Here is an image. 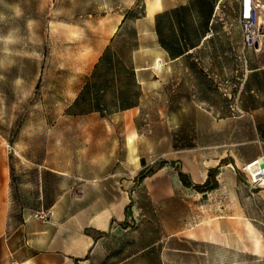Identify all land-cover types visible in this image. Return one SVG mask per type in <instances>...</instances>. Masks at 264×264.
<instances>
[{"label":"rangeland","instance_id":"1","mask_svg":"<svg viewBox=\"0 0 264 264\" xmlns=\"http://www.w3.org/2000/svg\"><path fill=\"white\" fill-rule=\"evenodd\" d=\"M149 1L0 0V153L12 213L93 180L110 192L138 185L107 261L148 247L136 264H264V180L244 169L264 156V39L242 47L236 0L168 9L178 0H160L158 12ZM164 11L163 41L178 34L195 45L181 56L155 30ZM258 16L262 36L261 5ZM121 95L133 104L117 109ZM222 156L232 165L217 170V189L185 188L178 169L200 172ZM161 161L164 175L136 183ZM148 184L170 185L171 195L152 201Z\"/></svg>","mask_w":264,"mask_h":264},{"label":"crops","instance_id":"2","mask_svg":"<svg viewBox=\"0 0 264 264\" xmlns=\"http://www.w3.org/2000/svg\"><path fill=\"white\" fill-rule=\"evenodd\" d=\"M187 1L178 0L165 6V9L184 5ZM236 5L238 13L239 0H236ZM162 9L161 3L155 11ZM128 162L133 169L139 167L137 159ZM204 163L203 171L194 169L183 172L193 183L201 184L207 178L209 169L227 167L232 165V160L222 156L216 160H205ZM162 168L146 178L161 177L164 175ZM147 186L152 201L171 195L170 185H163L162 188L152 184ZM134 188H138V185L128 190L119 187V191L110 192L105 181L93 180L79 191L64 193L46 206L52 209V215L47 220L35 217L36 210L17 215L12 213L10 170L0 153V264H136L138 254L148 247L107 261L112 252L108 246L109 239L126 231V222L129 221L126 206L132 202ZM207 192L197 191L199 194ZM131 217H134L133 214Z\"/></svg>","mask_w":264,"mask_h":264},{"label":"trees","instance_id":"3","mask_svg":"<svg viewBox=\"0 0 264 264\" xmlns=\"http://www.w3.org/2000/svg\"><path fill=\"white\" fill-rule=\"evenodd\" d=\"M181 8L182 7H178L176 9V11H180ZM166 14H167L166 11L156 13V15H155V30L160 37L161 45L169 50L170 55H172L173 57H177V56L184 54L188 50L192 49L193 47H195V45L189 44L188 42H182L180 37H178V34L176 35V38H174L172 43H170V45L166 44L163 41V39L161 37L162 32H161V28L159 26V19L164 17ZM108 53H109V51L107 49H105L104 53L100 57L99 62L106 59ZM98 66H99V64L95 66L94 71L92 73V76L97 75L98 70H99ZM132 104L133 103H131V104L126 103L125 97H123V95H121L119 97V101L117 103L116 108L117 109H123V108L128 107ZM95 109H99L98 106ZM163 165H164V161H161L156 168H148V170H146V171H141L136 180L142 181L144 178L154 175L160 168L163 167ZM217 170H218L217 167L209 169L207 178L201 184L193 183L190 180L189 176L185 172H183L181 169H178L177 173H178V177H179L180 181L182 182V184L184 186L191 187V188H193L199 192H205V191H209L211 189H214L218 186V181H217L216 176H215L217 173Z\"/></svg>","mask_w":264,"mask_h":264},{"label":"built area","instance_id":"4","mask_svg":"<svg viewBox=\"0 0 264 264\" xmlns=\"http://www.w3.org/2000/svg\"><path fill=\"white\" fill-rule=\"evenodd\" d=\"M258 0H239L238 23L242 35V47L248 49L259 43L261 38ZM211 33V32H210ZM11 149L10 147H8ZM35 217L47 220L52 215L51 207L40 208L34 212Z\"/></svg>","mask_w":264,"mask_h":264},{"label":"bare ground","instance_id":"5","mask_svg":"<svg viewBox=\"0 0 264 264\" xmlns=\"http://www.w3.org/2000/svg\"><path fill=\"white\" fill-rule=\"evenodd\" d=\"M161 6L160 0H150L148 2V10L152 12L154 9L159 8ZM261 7L264 8V4H261ZM261 39H264V35L261 36ZM245 171H247L252 180L257 179L260 176V179L264 180V168L259 167L257 160H251L245 164Z\"/></svg>","mask_w":264,"mask_h":264},{"label":"water","instance_id":"6","mask_svg":"<svg viewBox=\"0 0 264 264\" xmlns=\"http://www.w3.org/2000/svg\"><path fill=\"white\" fill-rule=\"evenodd\" d=\"M257 46H258V43L255 44V47ZM256 160H257L259 167L264 168V157L259 156L256 158Z\"/></svg>","mask_w":264,"mask_h":264}]
</instances>
